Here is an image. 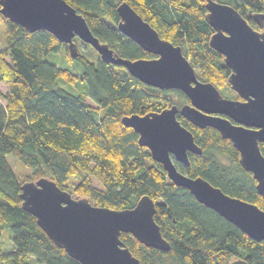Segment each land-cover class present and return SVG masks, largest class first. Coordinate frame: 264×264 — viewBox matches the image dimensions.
Listing matches in <instances>:
<instances>
[{"label":"trees","instance_id":"1","mask_svg":"<svg viewBox=\"0 0 264 264\" xmlns=\"http://www.w3.org/2000/svg\"><path fill=\"white\" fill-rule=\"evenodd\" d=\"M119 1L66 0L84 17L91 33L119 56L153 57L117 28ZM125 1L160 37L180 45L200 79L227 92L230 69L208 43L213 30L205 19V0ZM218 1L233 5L253 28L260 29L251 14L264 9V0ZM0 19L5 28L0 81L7 85L5 92L0 91V234L9 228L13 244L9 251L0 245V264H81L55 245L21 207L20 183L38 177L50 178L76 197L109 208L131 207L139 196L149 195L154 201L153 218L169 248L146 246L129 232L119 233L143 264H230L235 257L264 264V241L250 237L198 202L188 189L174 184L161 163L138 143L137 132L120 120L122 115L188 102L181 90L146 84L125 66L100 59L94 49L96 59L78 46L79 53L72 58L66 43L51 32L28 31L1 13ZM74 40L76 45L82 42ZM60 49L67 59L79 62V75L45 59L48 52ZM77 79L85 82V92L66 87ZM176 117L201 147L200 153L187 151L189 163L175 161L176 167L264 209L256 181L239 164L231 141L214 127H198L179 113ZM259 148L264 155V141ZM8 153L30 170L22 174L24 178L14 174Z\"/></svg>","mask_w":264,"mask_h":264},{"label":"water","instance_id":"2","mask_svg":"<svg viewBox=\"0 0 264 264\" xmlns=\"http://www.w3.org/2000/svg\"><path fill=\"white\" fill-rule=\"evenodd\" d=\"M205 19L212 27L208 43L222 54L230 69L229 88L238 97L223 95L209 80L200 79L180 45L158 32L125 0L116 5L117 28L150 58H124L100 42L84 17L66 0H0V13L28 31L45 29L66 43L70 57L77 56L74 37L88 43L103 61L121 64L140 81L159 89L176 88L188 98L159 111L122 115L123 125L137 132L153 160L161 163L167 177L183 186L195 199L235 224L250 237L264 241V209L255 203L223 192L201 176L180 171L175 161L189 163L187 151L200 153L192 132L176 113L198 127L211 126L228 138L238 151L241 167L251 172L264 198V9L251 14L260 29L253 28L231 4L205 0ZM21 207L57 246L81 264H143L119 238L129 232L146 246L169 248L153 218L154 201L146 194L131 207L121 209L93 204L87 197H72L54 180L38 177L20 183ZM230 264H249L235 257Z\"/></svg>","mask_w":264,"mask_h":264},{"label":"rangeland","instance_id":"3","mask_svg":"<svg viewBox=\"0 0 264 264\" xmlns=\"http://www.w3.org/2000/svg\"><path fill=\"white\" fill-rule=\"evenodd\" d=\"M4 37H5V28L3 25L2 19H0V47L3 46L4 44ZM78 48L81 50L82 53L86 54L89 58L91 59H96L97 54L93 50V48L88 45L84 44L82 42H78ZM45 59L54 63L57 67L59 68H66L71 70L72 72L76 73L77 75L80 74V64L77 60H69L66 58L64 52L62 49L57 50V51H51L48 52L45 55ZM196 74L198 75V71L195 69ZM69 90L73 92H85L86 90V84L84 81L77 79L73 83H68L66 86ZM7 90V85L3 82L0 81V91L3 93ZM229 91V92H228ZM222 94H227L230 97H234V91H231L230 88L227 89L226 91H222ZM85 99L90 103L93 104V102L90 100L88 96L85 97ZM7 161L10 163L13 172L16 176H18L20 179L24 178V173L30 172V170L23 166L16 158L13 156L11 153H8L6 155ZM29 180V179H26ZM30 180H35V179H30ZM24 181V180H23ZM72 197H76L73 193H71ZM0 245L3 247L5 251H9L12 247V240H11V232L9 228H3L0 234Z\"/></svg>","mask_w":264,"mask_h":264},{"label":"flooded vegetation","instance_id":"4","mask_svg":"<svg viewBox=\"0 0 264 264\" xmlns=\"http://www.w3.org/2000/svg\"><path fill=\"white\" fill-rule=\"evenodd\" d=\"M237 95V94H236ZM236 95L234 94V97H236ZM238 97V96H237Z\"/></svg>","mask_w":264,"mask_h":264}]
</instances>
